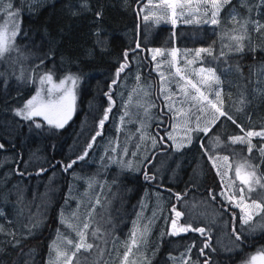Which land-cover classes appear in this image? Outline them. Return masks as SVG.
Wrapping results in <instances>:
<instances>
[{
    "label": "trees",
    "instance_id": "16d2710c",
    "mask_svg": "<svg viewBox=\"0 0 264 264\" xmlns=\"http://www.w3.org/2000/svg\"><path fill=\"white\" fill-rule=\"evenodd\" d=\"M4 2L18 12L15 26L20 50L17 52L24 55L26 62L22 68L23 75L18 79L3 76L0 72V144L3 145L0 148V264H53L56 245H60V237L67 231V226L71 225V229L75 224H81L83 220L68 218L66 214L76 205L85 188V180L88 181L83 168L102 169L100 165L105 164L103 169L106 172L110 170L106 164L108 157H105L109 147L100 149L105 137L97 136L90 143L93 131L107 112L109 122L105 126L112 134V125L122 108L121 84L138 72L137 57L142 62V79L147 77L155 81L153 63L148 58L150 47H175L181 51L213 47L217 53L216 44L219 42H210L219 40L225 32L227 35L231 33V38L238 35V25L247 21L243 50L237 56L243 81L246 84L250 82L251 102L242 116L226 119L228 128L223 131L221 139L229 141L237 136L245 137L247 132L264 133V84L261 82L264 52L253 46L256 22L258 19L264 21V0H230L221 9L216 25L204 22L176 26L160 23L152 42L144 40L146 27L141 8L146 0ZM7 53H12L9 47ZM125 62L127 66L117 78L116 73ZM50 71L54 73L52 79L59 84L63 78L78 80L74 113L62 128L45 124L37 128L36 123L15 113L37 94L38 79L43 77L40 74H49ZM154 101L157 105L154 112L164 119L163 123L155 122L150 131L158 144L136 172H127L119 177L122 181L120 186L129 187L132 191L129 197L125 196L131 213L124 228L115 232L113 242L110 240L109 244L116 247L120 256L131 246L136 216L140 211L137 209H141L146 195L149 197L144 205L151 202L152 195L158 191L166 198L165 207L160 219L150 223L153 214L149 203L146 221L144 219L141 223L146 231V251L138 259L134 258V264H205V261L207 264H246L250 257L264 252V232L242 236L239 229H243L241 211L221 198V176L202 149L206 146L207 136L200 133L192 147L182 152V159L191 169L187 182L175 185L157 180L153 166L172 149V145L165 135L170 115L156 96ZM109 108L111 111H107ZM218 127L216 125L209 134ZM89 144L93 145V150L88 149ZM242 147L247 151L252 148L256 164L260 163L261 174H264V154L261 151L264 150V136L253 138L249 145L245 143ZM85 152L88 154L80 160ZM213 152L210 155L215 161L219 155ZM72 161L76 163L65 171L64 166ZM41 169L45 171L41 172ZM145 173L154 178L146 180ZM102 178L109 180V173H103ZM191 197L210 201L216 210L225 214L227 246H233L232 250L220 253L215 237L208 232L206 237L196 231L170 234L173 231L172 220L176 219L178 226L184 225L182 210ZM173 209L181 212L179 218ZM234 228L241 234L240 241L235 239ZM206 239L210 247L204 249L205 255H201ZM108 263L111 261H103V264Z\"/></svg>",
    "mask_w": 264,
    "mask_h": 264
},
{
    "label": "rangeland",
    "instance_id": "374dc122",
    "mask_svg": "<svg viewBox=\"0 0 264 264\" xmlns=\"http://www.w3.org/2000/svg\"><path fill=\"white\" fill-rule=\"evenodd\" d=\"M197 3L198 0H193L191 11L187 6L183 9L177 8V14L173 16L172 9L168 8L163 3V0H146V4L141 8L143 23H145L146 27L144 40L152 42L155 38L156 28L163 22H168L172 26L181 23L203 22L205 9H207L209 16L212 9L210 5H203L197 11ZM181 11H183V15L180 14ZM10 13H15V15H10ZM17 13V10L11 4L0 0V38L6 39L9 49L12 50L10 54L7 51L0 53V67L3 66L0 68V72H2L3 76L10 75L18 79L23 75L22 68L26 59L21 52H17V50H20L17 47L16 41L18 35L17 27L15 26L18 20ZM259 13L263 14L262 11H259ZM145 16H147V19H145ZM173 20H175V23H173ZM204 24L213 25L205 22ZM241 24L237 28L238 34L242 31L244 32L246 29V27L241 29ZM258 24L264 25V21L258 19L256 22L253 32L255 36L253 46L264 52V29L257 30ZM13 30L16 32L14 37L12 36ZM230 34L228 33L227 35L225 32L220 36L219 40L210 42H219L216 44L218 46L216 47L217 53H215L213 47L196 48L187 51H181L175 47H150L148 49V58L153 63L152 71L156 75L155 81L147 77L145 80L142 79L140 70L142 62L137 57L136 63L139 70L133 77L129 76L131 80L122 82L119 91V93L121 92L122 108H120L117 121L112 125V134H110L108 142L100 147V149L109 147L105 157H108L106 164H108L110 170L106 172V169H103L105 164H99L102 169L95 167L83 168L84 172L87 173L88 181L85 180V188L81 191L82 196L78 199L79 202L77 201L73 209L66 214L69 215L68 218L81 219L83 221L79 225L75 224V227L71 229L68 225L67 231L60 237L62 238L60 245L57 244L55 248V251L57 249L61 251L65 249L75 251V248L67 244V241L75 240L78 242L80 237L77 234V229H82L83 224L88 223L89 228L87 229L85 239L87 243L93 244V248L89 250L81 249L72 258V264H103V261H111L108 264H124L123 257L127 250L122 251L120 256L116 247L109 244L110 240L113 242L115 232L124 228L126 220L131 213V208L125 196L129 197L132 191L129 187L123 188L120 186L122 181L119 177L121 174L127 172H136L145 157L158 144V141L155 140L156 143L153 145L152 141L154 138L150 131L155 122L163 123L164 119L154 112V109L157 107L154 101L155 96L162 101L164 111L170 115L168 131L165 135L168 138L171 133L173 139H170L172 149L164 153L157 163L154 164V174L157 180L175 185H183L187 182L188 177L191 176V169L189 170L187 166L188 162L183 160L181 155L183 150L188 147L190 149L194 144L195 138L200 133H203L191 131V129L196 127L197 117L200 118L199 122L203 126L212 115L218 116V113H215V109L211 108V106H208L207 112H200L197 108L191 107L194 102L185 97L181 91V87L186 88L189 92H193L194 90L189 85H186L184 80L180 79L181 75L197 83L201 87V90L205 92V95L209 99L216 101L221 110L227 113V116L219 117L214 124L209 125L210 131L216 125H219L212 134H209L210 131L208 132L209 135L203 133L204 136H207V139L206 146L202 148L204 153H207L206 156H209L208 159L212 164L214 161H212L213 155H210V152L214 153L213 151H215L219 155L217 160H215L217 164L215 169L217 172L219 170L223 174V181L231 185V189H226L225 183H222V193L226 190L230 191L235 194L238 198L236 202L239 203V190L244 188L246 197L244 203H250L251 201L264 202V174H261L260 163L256 164V156L251 151L244 150L242 147V144L247 143L249 145L248 141L259 135L252 137L245 136L244 143H232L231 139L229 141L221 139L223 131L225 128H228L226 119L231 120L227 117L242 116L251 102L250 82L244 83L243 73L239 65L240 59L237 56L241 51L236 50L237 41L231 38L232 34ZM220 41L223 42L220 43ZM239 43L242 45L244 39ZM200 49H210L211 54L200 52L199 56H197V52ZM157 50L161 54L157 55ZM173 50H175V55H172ZM154 55L156 57L155 60L153 59ZM177 69L180 70V75H177ZM208 70L215 73L218 83L209 81L206 85L203 82V77L207 74ZM52 74L54 75L53 71H50L49 74L46 72L40 74L43 77L38 79L39 88L37 94L39 93V96L35 95L37 96V103L42 102L47 104L49 101L56 102V108L50 112L53 119H57L65 110L70 111V117H72L75 105V85L78 80L68 77L61 79L63 83L60 84L53 79L51 81L45 79L44 83H41V80L48 75L53 78ZM138 77L139 79H137ZM73 79L76 80L75 84L72 82ZM261 82L264 84V75H262ZM217 92L220 94L218 101L216 100ZM145 109H147V112ZM33 119L36 121L35 123L56 128L54 125H49L41 116L34 117ZM189 135L192 138L190 144L187 143ZM177 144H183L184 146L177 150ZM199 145L201 146V143ZM224 157H228V160L225 161ZM244 162H247L250 168L255 169L256 177L261 180V184H255L253 181L254 190L251 192L236 177L235 169ZM229 164L232 166L231 168H229ZM95 166L99 167L98 164ZM246 171V169H242L241 175H245ZM103 173H109L110 179L103 180ZM147 196L149 197V195H146L144 198V203ZM221 198L226 202L228 201L222 195ZM165 202L166 198L164 195L161 192L155 191L151 202L147 201L145 205L142 203L141 209H137L140 211L136 216L133 228V233H136L137 243L133 245L131 240L132 251L128 255V264H134V258L138 259L146 251L144 248L146 231L145 228L142 229L141 223L146 218V210L149 203L151 204L153 214L149 221L150 223H155L156 219L158 221L162 216ZM235 208H239L241 211L240 207ZM246 210L252 211L251 209ZM182 212V219L184 218L183 226L205 228L206 232L215 237L216 246L220 253L224 254L234 248L233 246H227L228 235L226 233L225 214L216 210L210 201L191 197L184 204ZM243 215L244 213L241 212L240 217ZM242 226L243 229L241 227L239 229L244 237L264 232V214L253 215L249 224H242ZM71 233L74 234L73 237ZM68 254L70 255L71 252ZM250 259L251 257L246 264H248ZM138 261H142V259ZM52 263L63 264V257L57 260L56 252L52 257ZM255 264H264V261L257 260Z\"/></svg>",
    "mask_w": 264,
    "mask_h": 264
},
{
    "label": "snow or ice",
    "instance_id": "6c2138e0",
    "mask_svg": "<svg viewBox=\"0 0 264 264\" xmlns=\"http://www.w3.org/2000/svg\"><path fill=\"white\" fill-rule=\"evenodd\" d=\"M230 2V0H198V3L196 4V10L199 11V9L203 6V5H210L211 7V12H210V16L209 13L207 11V9H205L204 11V20L203 22L205 23H211L213 25H216L219 23V12L220 10L227 5ZM163 3L165 5H167L168 8L172 9V15L176 16V9L180 8L183 9L186 6L189 7L190 11H191V5L193 3V0H163ZM181 15H183V11H181L180 13ZM10 15H15V13H10ZM145 19H147V16H145ZM236 18L233 17V20H235ZM191 22V21H189ZM173 23H175V20H173ZM247 21H244L240 27L241 29H243L245 27V25L247 24ZM260 29H264V25H257V30ZM16 35L15 30L12 31V36L14 37ZM234 40L237 41V47L236 50L237 51H242V45H240V41L243 40L245 38V33L242 31L240 32L238 35H235L232 37ZM5 51H8V43L7 40L4 38H0V53H3ZM200 52H208L209 54H211L210 49H200L197 52V56H199ZM156 54L159 55L161 54L159 50L156 51ZM172 55H175V50H173ZM155 55L153 56V59L155 60ZM125 61H127V53H125ZM127 66V63L125 62L124 64L121 65L120 69L117 71L116 75L117 78L120 75V72H122L124 70V68ZM177 75H180V70L177 69ZM48 80L51 81L52 77L50 75H48L47 77H45L44 79L41 80V83H44V80ZM139 79V77L137 78ZM181 80L185 81L186 85H189L191 87V89H193V92H189L186 90V88L181 87V91L184 93L185 97H187L188 99H190L191 101H193L194 103L191 105V107L197 108L198 111L200 112H207L208 111V106H211V108L215 109V113H218L217 115H212L211 118L205 123L203 124V126H201L199 120L200 118L197 117V124L196 127L191 129V131H198V132H203L205 135L208 134V132L210 131V127L209 125L214 124L216 122L217 119H219V117H223V116H227V113H225L224 111L221 110V108L218 106L217 102L209 99L208 96L205 95V92L201 90V87L198 86L197 83H194L192 80L190 79H186V77L184 76H180ZM211 81L213 83H218V78L215 76V73L212 72L211 70L207 71V74L203 77V82L207 85L208 82ZM73 84L76 83V80H72ZM63 83V81L61 82ZM113 83H115V81H113ZM37 96H39V93L37 94ZM37 96H34L31 100H29L27 102V104L24 106L23 109L18 110L15 114L19 117H21L24 120H29V121H33L35 123V121L33 120L34 117L37 116H41L43 117V119L45 121H47V123L49 125H54L56 128H62L64 126V124L67 122L68 119H70L71 113L68 110L63 111V113L61 115H59V117L57 119H53L52 116L50 115V112L56 108V102L53 101H49L47 104L44 103H37ZM219 96L220 94L217 92L216 93V100H219ZM109 100L111 102V97L109 96ZM108 111H111V108L108 109ZM145 111L147 112V109H145ZM228 119H232L231 116L227 117ZM108 119V115L107 112L105 113L104 116V120ZM104 120L100 121V125L101 127L104 124ZM233 123H236L235 120H233ZM36 127L40 128L41 125L39 123H36ZM237 127H239V125H237ZM243 131V129H241ZM97 135H100V133L98 132ZM254 135H259V136H264V133H254V132H247L245 134L246 137H252ZM169 139H173L172 134H169ZM95 139V138H93ZM191 136L189 135L187 137V143H191ZM232 143H244L245 142V137H234L231 141ZM153 145H155L156 141L155 139H153L152 141ZM248 143L250 144V141H248ZM92 145L89 144L88 147L90 148ZM183 144H177V150H179L180 147H183ZM203 147V145H201ZM0 148H3V145L0 144ZM249 151H251V147L249 148ZM262 154H264V150H261ZM207 154V153H206ZM87 155V152H85L84 155L80 156L79 159L83 160L85 158V156ZM225 161L228 160V157H224L223 158ZM76 161H72V163L66 164L64 166V170L67 171L68 169H70L73 164H75ZM213 167H216V163L214 161L213 163ZM232 166L229 164V168H231ZM242 169H246V173L245 175H241V170ZM45 171V169H41V172ZM236 177L240 180L241 184L245 185L248 189L249 192L253 191V181L255 182V184H261V180L259 178L256 177V172L255 169L250 168V166L247 164V162L242 163L240 166H238L236 169ZM39 174V173H38ZM218 175H221L222 178V183H225L223 181V174L220 173V171L218 170L217 172ZM154 177H150L147 173H145V179L146 180H151ZM225 188L226 189H231V185L225 183ZM240 197H239V203H237V197L235 196V194L231 193L230 191H225L223 193H221L222 196H224L229 203L233 204V206L235 207H240L241 208V212L244 213L243 216H241V223L242 224H249V222L252 220L253 215H262L264 214V202H257V201H251L250 203H244L246 197L244 194V188H241L240 190ZM177 199H180V196L177 195ZM213 199H215V196L213 195ZM246 209H251L252 211H247ZM173 211H175V209H173ZM175 216L177 218H179L181 216V212L179 211H175ZM63 222V221H62ZM172 228L173 231L170 233L171 235H177L179 233H183V232H187V231H196L199 232L202 236H207V232L205 230V228L200 227V228H192L191 226H178L177 220L174 219L172 220ZM71 227V225H69ZM89 228V224L88 223H84L82 229H77V234L80 237L78 242H74L72 240H68L67 244L72 245L75 248V251H71V249H65L64 251H61L59 249H57V260H60L61 257H63V264H72V258L74 256H76V254L78 252L81 251V249L83 250H89L93 248V244L91 243H87L86 242V233H87V229ZM233 234L235 236V239L237 241L241 240V234L239 232L236 231V229H233ZM137 243V239H136V233H133V239H132V244H136ZM210 247V242L206 239L204 242V248L201 249V255H205L204 249ZM132 251L131 246H128L126 253L124 254L123 260H124V264H128V255L129 253ZM190 251V249H189ZM71 252V254L69 255L68 253ZM257 260L260 261H264V252H261L258 255H254L251 257L250 261L248 262V264H255V262ZM205 264H207V261H205Z\"/></svg>",
    "mask_w": 264,
    "mask_h": 264
},
{
    "label": "flooded vegetation",
    "instance_id": "af4514ba",
    "mask_svg": "<svg viewBox=\"0 0 264 264\" xmlns=\"http://www.w3.org/2000/svg\"><path fill=\"white\" fill-rule=\"evenodd\" d=\"M73 110V109H72ZM107 111H108V109H107ZM73 114V113H72ZM108 114V113H107ZM73 116V115H72ZM105 116V115H104ZM71 118V117H70ZM101 121V120H100ZM100 121L96 124V128H95V131H93V137H91V139H90V143H93L94 142V139L93 138H96L97 136H102V137H105V139H104V142H103V144L104 143H107L108 142V138H109V136H110V134H111V131H109V129L108 128H106V126H105V124L106 123H108L109 122V120H104V124H103V126L101 127V125H100ZM167 129H168V126H167ZM100 133V135H97V133ZM89 150L91 149V150H93V145L90 147V148H88ZM109 149V148H108ZM102 150H104V149H102ZM108 150H106V152H107ZM105 152V151H104ZM88 154V153H87Z\"/></svg>",
    "mask_w": 264,
    "mask_h": 264
}]
</instances>
